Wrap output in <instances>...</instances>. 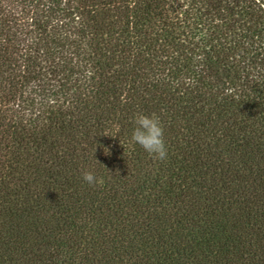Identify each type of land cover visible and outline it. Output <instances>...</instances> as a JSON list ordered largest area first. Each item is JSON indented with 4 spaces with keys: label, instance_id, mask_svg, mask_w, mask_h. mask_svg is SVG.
Segmentation results:
<instances>
[{
    "label": "trees",
    "instance_id": "obj_1",
    "mask_svg": "<svg viewBox=\"0 0 264 264\" xmlns=\"http://www.w3.org/2000/svg\"><path fill=\"white\" fill-rule=\"evenodd\" d=\"M0 264H264V0H0Z\"/></svg>",
    "mask_w": 264,
    "mask_h": 264
},
{
    "label": "clouds",
    "instance_id": "obj_2",
    "mask_svg": "<svg viewBox=\"0 0 264 264\" xmlns=\"http://www.w3.org/2000/svg\"><path fill=\"white\" fill-rule=\"evenodd\" d=\"M134 122L132 141L140 145L150 156L159 160L166 159L167 148L164 139V129L159 118L155 115L138 114ZM105 154H109L106 149ZM82 175L83 179L90 185L98 182L91 171H85Z\"/></svg>",
    "mask_w": 264,
    "mask_h": 264
}]
</instances>
